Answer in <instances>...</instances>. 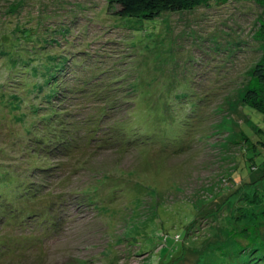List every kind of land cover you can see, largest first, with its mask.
<instances>
[{
    "label": "rangeland",
    "instance_id": "rangeland-1",
    "mask_svg": "<svg viewBox=\"0 0 264 264\" xmlns=\"http://www.w3.org/2000/svg\"><path fill=\"white\" fill-rule=\"evenodd\" d=\"M108 4L0 0V264H264L262 8Z\"/></svg>",
    "mask_w": 264,
    "mask_h": 264
},
{
    "label": "trees",
    "instance_id": "trees-1",
    "mask_svg": "<svg viewBox=\"0 0 264 264\" xmlns=\"http://www.w3.org/2000/svg\"><path fill=\"white\" fill-rule=\"evenodd\" d=\"M247 1H255L262 8L264 16V0ZM219 2L226 3V0H109L108 5L110 8L109 10L120 16H136L154 19L164 12L190 11L200 6L211 7V5L218 4ZM260 26V33L264 38V18L260 20ZM243 103L264 114V59L257 62L249 71V80L243 96ZM260 199L264 203V196H260ZM257 201L260 202L259 200ZM245 202L248 204L247 201ZM245 209L246 206H237L238 216L234 219V224L239 225L238 223H242L245 219H250L249 212ZM255 222V224L252 223V225L244 222L242 227L239 228L241 232L238 231L239 226H234L233 230H237L236 233L239 234L243 232L251 234V236L257 235L258 222ZM262 246H264V244H262Z\"/></svg>",
    "mask_w": 264,
    "mask_h": 264
}]
</instances>
